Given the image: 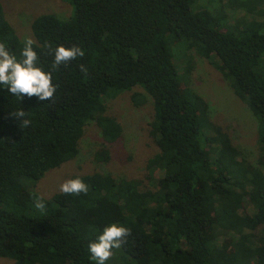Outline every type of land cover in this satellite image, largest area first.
Wrapping results in <instances>:
<instances>
[{"label":"trees","instance_id":"obj_1","mask_svg":"<svg viewBox=\"0 0 264 264\" xmlns=\"http://www.w3.org/2000/svg\"><path fill=\"white\" fill-rule=\"evenodd\" d=\"M72 14H41L31 23L39 66L51 71L50 101L12 95L0 85V258L14 264H96L89 244L115 223L131 230L106 264H264V0H66ZM227 10L242 17L228 21ZM226 11V12H225ZM170 37L195 49L229 82L257 120L256 163L209 121L208 106L183 86ZM0 42L18 58L24 47L0 2ZM58 46L85 55L53 71ZM80 65L88 69L81 72ZM135 88L153 101L150 134L158 149L138 179L73 175L87 194L34 191L49 171L75 158L94 122L105 143L120 124L105 104ZM137 96V95H136ZM23 109L22 128L12 113ZM108 152L96 153L107 160Z\"/></svg>","mask_w":264,"mask_h":264},{"label":"rangeland","instance_id":"obj_2","mask_svg":"<svg viewBox=\"0 0 264 264\" xmlns=\"http://www.w3.org/2000/svg\"><path fill=\"white\" fill-rule=\"evenodd\" d=\"M207 0H193L194 8H200ZM210 7L218 0H210ZM6 20L14 28L20 40L34 37L32 21L41 14H54L67 20L72 6L66 0H0ZM227 4V0H222ZM228 7H226V10ZM226 12V11H225ZM244 12L241 9L227 10L228 21L234 23ZM35 41V40H34ZM183 42H174L170 37L169 48L177 73L183 86L194 90L206 102L209 121L219 126L236 146L246 161L256 163L258 156V124L248 107L234 94L229 82L195 49H187ZM137 95V96H136ZM105 115L113 117L121 126L117 140L105 143L94 122L85 126L78 142L79 152L75 158L45 174L35 183L34 191L40 197L49 198L60 192V185L73 175L92 173L109 174L116 179L142 180L152 189L160 172L147 170V163L158 149L150 134L153 121V101L143 90L135 88L106 101ZM107 150V160H97L96 153ZM0 264H14L0 258Z\"/></svg>","mask_w":264,"mask_h":264},{"label":"clouds","instance_id":"obj_3","mask_svg":"<svg viewBox=\"0 0 264 264\" xmlns=\"http://www.w3.org/2000/svg\"><path fill=\"white\" fill-rule=\"evenodd\" d=\"M34 45L35 41L31 37H26L18 58L4 42H0V85L22 100L25 96L28 98L35 96L40 101H50L58 86L53 84L52 72H46L39 66V56L34 50ZM84 55V51L78 46H58L54 50V61L51 68L56 71L61 65H66ZM80 70L87 75V67L80 65ZM26 114L23 109L12 113L20 119L22 128H26L31 123L30 120L24 119ZM60 191L66 195H80L81 193L87 194L89 187L82 178L78 177L63 182L60 185ZM35 207L41 211L45 209L43 197L39 198ZM130 235L131 230L122 225L113 223L105 227L97 241L89 244L91 259L96 264H106V261L113 255L112 250L119 249L122 244L127 242V237Z\"/></svg>","mask_w":264,"mask_h":264}]
</instances>
